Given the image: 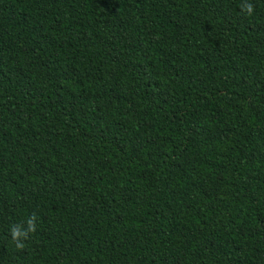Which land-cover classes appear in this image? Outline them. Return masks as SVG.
I'll return each instance as SVG.
<instances>
[{"label": "trees", "instance_id": "trees-1", "mask_svg": "<svg viewBox=\"0 0 264 264\" xmlns=\"http://www.w3.org/2000/svg\"><path fill=\"white\" fill-rule=\"evenodd\" d=\"M0 264H264V0H0Z\"/></svg>", "mask_w": 264, "mask_h": 264}, {"label": "clouds", "instance_id": "clouds-1", "mask_svg": "<svg viewBox=\"0 0 264 264\" xmlns=\"http://www.w3.org/2000/svg\"><path fill=\"white\" fill-rule=\"evenodd\" d=\"M248 15H252L254 13V5L251 3H247L246 5H242ZM38 217L36 213H32L26 220L27 227L23 225H14L10 229V235L12 239L16 242V247L22 249L24 247L23 240L28 239L30 233H35L36 231V221Z\"/></svg>", "mask_w": 264, "mask_h": 264}]
</instances>
